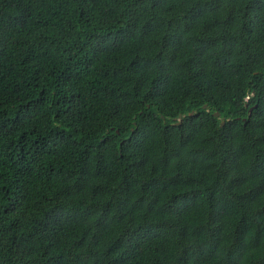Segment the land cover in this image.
<instances>
[{"label":"trees","instance_id":"16d2710c","mask_svg":"<svg viewBox=\"0 0 264 264\" xmlns=\"http://www.w3.org/2000/svg\"><path fill=\"white\" fill-rule=\"evenodd\" d=\"M0 264H264V0H0Z\"/></svg>","mask_w":264,"mask_h":264},{"label":"water","instance_id":"95a60500","mask_svg":"<svg viewBox=\"0 0 264 264\" xmlns=\"http://www.w3.org/2000/svg\"><path fill=\"white\" fill-rule=\"evenodd\" d=\"M202 106H203V107H205V105H204V104H203ZM250 108H251V107H248V110H250ZM213 114H214V115H217V114H218V112H217V111H214V112H213ZM223 121H224V120H223V119H221V120H220V124H222V122H223Z\"/></svg>","mask_w":264,"mask_h":264}]
</instances>
